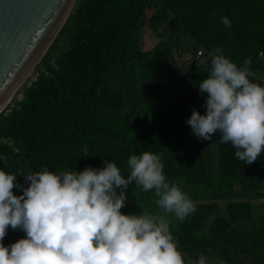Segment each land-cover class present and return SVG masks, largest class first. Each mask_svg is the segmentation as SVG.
<instances>
[{
	"label": "trees",
	"instance_id": "1",
	"mask_svg": "<svg viewBox=\"0 0 264 264\" xmlns=\"http://www.w3.org/2000/svg\"><path fill=\"white\" fill-rule=\"evenodd\" d=\"M150 9L154 12L146 17ZM222 17L231 21L230 28ZM145 24L154 34L164 27L146 50ZM176 28L190 39L177 48L172 44L179 35H166ZM216 48L238 66L251 57L255 77L250 79L258 83L264 76V58L258 55L264 52V0H77L38 65L37 79L0 113V170L15 173L16 182L27 187L24 175L30 172L45 167L82 172L108 160L127 178L130 155L162 153L168 181L186 180L185 192L189 185L198 190L217 185L229 193L213 211L198 207L183 221L173 215L170 230L179 250L198 259L211 249L210 259L229 264L225 257L235 243L241 257L251 255L250 264H264V222L248 226L254 221L251 208L264 207V200L252 202L253 194L262 192L264 198V152L247 165L230 143L220 147L219 133L202 141L186 123L193 110L206 114L207 94L198 87L208 73L196 67L195 55L202 50L201 58L207 57ZM126 194L122 213L154 214L158 208L154 191L133 183ZM25 238L9 226L2 243L10 247Z\"/></svg>",
	"mask_w": 264,
	"mask_h": 264
},
{
	"label": "clouds",
	"instance_id": "2",
	"mask_svg": "<svg viewBox=\"0 0 264 264\" xmlns=\"http://www.w3.org/2000/svg\"><path fill=\"white\" fill-rule=\"evenodd\" d=\"M221 22L231 27L228 17ZM202 55L199 50L195 56L200 58L196 67L208 73L198 87L202 95L207 94L206 114L193 110L186 123L202 141H211L219 133V142L230 143L235 157L250 165L264 152V76L258 83L250 79L255 77L251 57L238 66L220 48ZM258 55L264 58V52ZM84 156H88L87 146ZM127 167V178L108 160L102 168L82 172H53L45 167L24 175L27 187L16 182L15 173L0 170V264H223L209 258L211 249L198 259L179 250L170 221H183L196 205L191 194L168 181L162 153L130 155ZM133 183L143 192L154 191L155 204L163 214L121 212ZM13 189L23 194L14 195ZM233 190L241 189L234 186ZM254 221H249L250 228L258 227ZM9 226L25 232L26 238L5 247L2 241ZM235 245L231 244L225 260L250 264L251 255L241 257Z\"/></svg>",
	"mask_w": 264,
	"mask_h": 264
},
{
	"label": "water",
	"instance_id": "3",
	"mask_svg": "<svg viewBox=\"0 0 264 264\" xmlns=\"http://www.w3.org/2000/svg\"><path fill=\"white\" fill-rule=\"evenodd\" d=\"M76 3L66 12L71 0H0V110L43 57Z\"/></svg>",
	"mask_w": 264,
	"mask_h": 264
},
{
	"label": "rangeland",
	"instance_id": "4",
	"mask_svg": "<svg viewBox=\"0 0 264 264\" xmlns=\"http://www.w3.org/2000/svg\"><path fill=\"white\" fill-rule=\"evenodd\" d=\"M76 5H77V3H76ZM76 5H75V8H76ZM74 12H75V10L73 11V13ZM153 12H154V9L147 10L146 11V17H149ZM73 13H71V14H73ZM163 28H164L163 26L159 27L158 30L155 32L156 34H154V33H152L150 31V29H148L147 24H145L143 26V28H142V30H143L142 31L143 49H145V50L146 49H152L155 46V44L159 41V39L157 37V33H161ZM176 33H177V35H179V37L174 38L175 42L172 44L174 47L177 48L178 45H182L183 46V45L187 44L190 41V39H188V37H185V36L182 35V32L178 28H176L174 32L167 33L166 35L167 36L176 35ZM53 41H54V39H53ZM50 45H49V47H50ZM49 47L47 48V50L49 49ZM47 50H46V52H47ZM46 52L44 53V55L46 54ZM44 55H43V57H44ZM42 58L33 67L32 72L30 73V76L22 83L21 86L20 85L18 86V88L16 89L17 91L12 95V96L15 95L14 98L12 99L10 104L7 105V107L4 110H7V109L11 108L13 106L14 102L21 100L23 98L22 93H21L22 89L25 90L26 86L31 85L32 84L31 82H33V81H35L37 79V77L39 76V73H38L39 70L37 69V67H39L38 65L42 64V62H41ZM188 58H189V56H187L184 60L187 61ZM216 139H217V143L222 148L228 146V144H229V143H220L219 142L220 135H218ZM214 163H216V162L214 161ZM185 181L184 180H173V181H169V182H175L176 184L179 185L181 190L183 192H185V188H186V185H187V182H185ZM213 189H202V188H200L198 190L197 186H194V187L187 186V192H185V193L186 194L188 193V194L192 195L193 200H195L194 203L196 205V208H198V207L208 208V209L213 211V210L217 209L218 206L221 205L222 202H224V200L221 197H226V196L229 195V193H225L223 190H221L218 187H215ZM263 191H264V186H263ZM192 193H194V194H192ZM259 193H262V192H259ZM259 193L253 194L252 202L259 200V201H261V204H262V200L264 198L261 199V196L258 195ZM209 196H211V198ZM212 196L213 197H217V198H213ZM260 207L261 206H259L257 209H255L254 207L251 208V214L254 217V219H256L254 222H256L257 225L259 224V222H264V219L262 221H260V218H262L264 216V207H261V208ZM134 212H135V210H134ZM155 213H159L158 208H156L154 210V214ZM248 226H250V225H248ZM262 256L264 257V255H262ZM237 264H242V262L237 263Z\"/></svg>",
	"mask_w": 264,
	"mask_h": 264
},
{
	"label": "bare ground",
	"instance_id": "5",
	"mask_svg": "<svg viewBox=\"0 0 264 264\" xmlns=\"http://www.w3.org/2000/svg\"><path fill=\"white\" fill-rule=\"evenodd\" d=\"M73 2H74V0H71V4H70L69 7L67 8L66 12H70V11H71V9H72V5H73L72 3H73ZM68 18H69V17H68ZM62 27H63V26H62ZM61 29H62V28H61ZM31 68H32V67H30L29 70L27 71V73H26V75H25V77H24L25 79L23 78V80H22L23 82H24V81L30 76V73L32 72V69H31ZM23 82H21L19 85H22ZM17 88H18V87H17ZM17 88H16V89H17ZM16 91H17V90H15V91L13 92V94H14ZM13 94H12V95H13ZM12 95H11L10 98L7 100V102L4 104V106L1 108V110H2V109H5V108L7 107V105L10 104V102L12 101V99H13L14 96H15V95H14V96H12ZM1 110H0V111H1Z\"/></svg>",
	"mask_w": 264,
	"mask_h": 264
}]
</instances>
